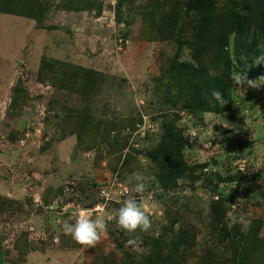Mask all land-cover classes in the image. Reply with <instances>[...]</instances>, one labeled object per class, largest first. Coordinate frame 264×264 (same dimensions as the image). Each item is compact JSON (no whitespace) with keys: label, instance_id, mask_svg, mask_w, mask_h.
Returning a JSON list of instances; mask_svg holds the SVG:
<instances>
[{"label":"rangeland","instance_id":"rangeland-1","mask_svg":"<svg viewBox=\"0 0 264 264\" xmlns=\"http://www.w3.org/2000/svg\"><path fill=\"white\" fill-rule=\"evenodd\" d=\"M39 1L45 11L39 22L22 25L0 12V264H136L150 237H169L180 225L197 234L191 262L206 248L226 258L228 244L219 240L209 209L219 191L232 196L226 232L245 231L257 220L264 236V74L235 84L234 111L196 114L167 101L158 81L192 24L183 21L164 38L157 19L186 0ZM28 2L17 0L15 10ZM44 59L85 70L67 84L62 71L51 78ZM181 59L191 60L189 47ZM92 68L104 82L87 93L83 83ZM164 116L183 128L185 156L195 167L168 189L154 183L149 154ZM237 171L246 177L230 179ZM137 175L145 183L140 195L131 191ZM129 195L150 203L149 231L127 233L116 224ZM81 208L106 218L94 245L63 231Z\"/></svg>","mask_w":264,"mask_h":264},{"label":"trees","instance_id":"trees-1","mask_svg":"<svg viewBox=\"0 0 264 264\" xmlns=\"http://www.w3.org/2000/svg\"><path fill=\"white\" fill-rule=\"evenodd\" d=\"M28 1L27 6L16 11L17 0H0V12L42 21L45 13L42 3L39 0ZM124 1L118 0L119 6ZM33 2L35 5H32ZM69 2L73 3L72 0ZM65 7L72 10L76 6ZM75 9L85 8L78 6ZM183 21L192 24V31L189 36L181 35L178 38L177 53L168 60L164 73L158 77L163 97L196 114L225 116L235 110L234 87L237 83L233 74L240 73L245 81L264 74V61H259L264 59V0H186L162 12L156 26L164 38H170ZM40 27L45 26L40 24ZM183 46L190 48L191 60L181 59ZM44 65L51 70V78L62 71L63 82L67 84L79 78L78 70H85L59 60H45ZM86 72L88 81L83 84L87 88L83 87V90L93 92L97 84L104 82L103 74L94 68ZM213 89L221 90L226 104L207 102ZM167 117L164 116L161 122L160 141L149 152L156 163L154 183L159 182L164 189L176 186L178 180L185 176H193L195 168L185 156L186 136L183 128L176 120ZM207 165L204 162L198 167ZM236 173L229 178L234 180L246 177L243 171ZM219 192V198L211 202L209 209L211 221L216 229L220 227L219 240L228 244L230 252L226 258L215 249L206 248L200 259L191 262L197 234L194 228L180 225L178 228L172 227L169 237H150L149 251L136 264H264V236L259 233L261 223L255 220L245 231L236 229L227 233L226 204L232 196ZM4 206V201L0 200V208Z\"/></svg>","mask_w":264,"mask_h":264},{"label":"clouds","instance_id":"clouds-1","mask_svg":"<svg viewBox=\"0 0 264 264\" xmlns=\"http://www.w3.org/2000/svg\"><path fill=\"white\" fill-rule=\"evenodd\" d=\"M259 61H264V59ZM233 79L237 84L242 82L240 73H234ZM249 83L253 82L249 81ZM207 102L221 105L227 103L219 89L211 91ZM216 122L223 123L225 127L228 126L227 123L219 119ZM189 135L197 136L196 133H189L187 136ZM135 181L131 191L137 195L143 194L145 192L144 178L137 175ZM50 207L54 210L56 206L52 204ZM74 216V222H66L62 225V228L66 234L71 235L75 241L81 244L94 245L100 238L101 233L107 230L106 218L103 215H97L93 218L91 212L81 208L74 213ZM115 220L116 224L127 233H134L137 230L147 232L152 227L150 203L147 200H140L136 196L129 195L120 203L116 211Z\"/></svg>","mask_w":264,"mask_h":264},{"label":"crops","instance_id":"crops-1","mask_svg":"<svg viewBox=\"0 0 264 264\" xmlns=\"http://www.w3.org/2000/svg\"><path fill=\"white\" fill-rule=\"evenodd\" d=\"M10 16L17 17L16 19L19 21V23H22V25H25L26 21H28V22H30V20L32 21V19L30 17L26 18V16H23L22 18H20L21 15L19 16L17 14H10Z\"/></svg>","mask_w":264,"mask_h":264},{"label":"built area","instance_id":"built-area-1","mask_svg":"<svg viewBox=\"0 0 264 264\" xmlns=\"http://www.w3.org/2000/svg\"><path fill=\"white\" fill-rule=\"evenodd\" d=\"M110 2H111L112 4H115V3H116L115 0H110ZM195 133H196V132H195Z\"/></svg>","mask_w":264,"mask_h":264},{"label":"water","instance_id":"water-1","mask_svg":"<svg viewBox=\"0 0 264 264\" xmlns=\"http://www.w3.org/2000/svg\"><path fill=\"white\" fill-rule=\"evenodd\" d=\"M256 113H257V111L255 110V111H254V114H256ZM0 262H1V258H0Z\"/></svg>","mask_w":264,"mask_h":264}]
</instances>
